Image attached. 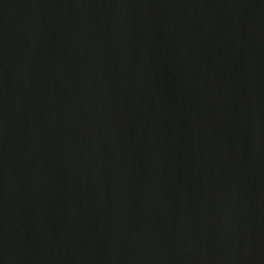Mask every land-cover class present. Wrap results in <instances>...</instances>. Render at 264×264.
Listing matches in <instances>:
<instances>
[{"label":"water","instance_id":"water-1","mask_svg":"<svg viewBox=\"0 0 264 264\" xmlns=\"http://www.w3.org/2000/svg\"><path fill=\"white\" fill-rule=\"evenodd\" d=\"M0 264H264V0H0Z\"/></svg>","mask_w":264,"mask_h":264}]
</instances>
